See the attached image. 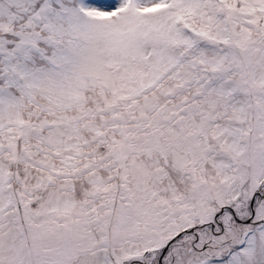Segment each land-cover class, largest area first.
<instances>
[{
	"label": "snow or ice",
	"instance_id": "obj_1",
	"mask_svg": "<svg viewBox=\"0 0 264 264\" xmlns=\"http://www.w3.org/2000/svg\"><path fill=\"white\" fill-rule=\"evenodd\" d=\"M0 264H264V0H0Z\"/></svg>",
	"mask_w": 264,
	"mask_h": 264
}]
</instances>
